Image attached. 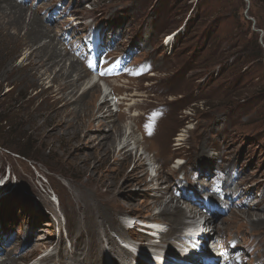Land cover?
Returning <instances> with one entry per match:
<instances>
[{
	"label": "rangeland",
	"instance_id": "1",
	"mask_svg": "<svg viewBox=\"0 0 264 264\" xmlns=\"http://www.w3.org/2000/svg\"><path fill=\"white\" fill-rule=\"evenodd\" d=\"M0 8V29L24 11L43 36L34 47L49 43L65 52L63 70L74 62L84 71L78 96L88 82L99 88L93 105L81 95L83 105L66 109L61 80L51 81L60 66L29 74L31 47L0 34V264H60L76 250V200L101 204L106 190L120 199L112 210L122 223L163 219L165 204L152 198L168 187L169 199V184L182 208L195 207L190 217L206 218L202 247L219 254L212 264H264V3L0 0ZM94 106L103 108L91 119ZM110 112L124 133L97 160L96 135L109 132L99 116ZM126 144L128 160L119 153ZM124 227L123 237L107 226L101 264L138 260L124 240L145 237ZM108 237L126 253L115 254Z\"/></svg>",
	"mask_w": 264,
	"mask_h": 264
},
{
	"label": "bare ground",
	"instance_id": "2",
	"mask_svg": "<svg viewBox=\"0 0 264 264\" xmlns=\"http://www.w3.org/2000/svg\"><path fill=\"white\" fill-rule=\"evenodd\" d=\"M14 4L15 3H13V5ZM15 6H17V5H15ZM6 9L8 11L7 7H6ZM0 10H1V8H0ZM25 16H26V13L24 11L15 12L13 14V16L4 25L2 24L3 27L1 26L2 28L0 29V34H1V38H2L1 41L3 43H5V41L7 43L17 41V43L21 42L22 45L27 44V46L31 47V51L28 55V59L30 60V64H31L32 69L30 68V71H28L29 74H36L37 76L40 75V77H41L42 75L47 74V72H49L51 69H53V67H55V69H56V66H60L58 71H56L54 74L52 73L53 76L51 77L52 78L51 81L61 80L59 83L60 99H61V101H63V100L65 101L63 106L67 104L65 107L66 109H68L67 107H71V106H73V109H74V106H77L79 103H81L83 105L84 103H83V99L81 98L82 97L81 95H83L86 102L93 105L94 98H95L94 96L98 95V91H99L98 86L94 85V84L89 85L91 82H88L87 85L84 87L83 92L80 94L81 97L78 96L79 91H80V89L84 83V82L79 81L80 78L83 76L82 72H84V71H82V69L79 68L74 62L73 63L71 62V65L69 64L70 65L69 71H68V69L63 70L62 63H64L65 60H67V59H65V54H64L65 52L63 53L62 51L57 50L56 47L50 46L49 43H44L43 45H41V47L40 46L34 47L35 45H37L39 43V41H41V38L43 36H42L41 32L35 31V28L33 26V24H34L33 21L26 23V17ZM10 28L15 29L13 36H11V34L9 33ZM23 31H24V33H22ZM33 70H35V71H33ZM37 73H40V74H37ZM95 108H97V106H94V108L92 110L91 119L94 117L96 118L98 112L100 110H102L103 107L99 106L98 110L96 112H95ZM64 113H65V111H64ZM59 114H60V112H59ZM77 114H78V112H77ZM78 117H79V114H78ZM99 118H100L99 121L101 123H103L104 126H109V128H108L109 132H107V133L103 132L99 135H96L97 137L95 136L98 140L97 144L95 145V149L97 150V148H99V152H101L97 155V158H98L97 160H106L108 158V156L110 155V153L114 152V149L116 148V146H115L116 142L119 138H121V135H123V133H124L123 129L124 128H123L121 123L113 120L111 112L109 114L99 116ZM70 125L72 127V123ZM140 127H141V130L145 131V127L139 126V129H140ZM133 131L136 132L137 130L134 129ZM92 139H93V137L88 136V135L85 138L86 142H90ZM127 144L123 148L120 149L119 153L121 152L123 157H125L128 160V158L130 159V156L128 155V152L126 151V148L128 146ZM123 150H125L124 153H122ZM142 163H143V158H142V155H140L137 159L136 165L142 166ZM96 165L97 164H95L94 166H96ZM168 186L171 189V195L169 196V199H167L165 202L163 201L164 194H166V192H168V187H166V189H165L166 191H164L162 188L161 189L158 188L159 190H157L155 192L152 199L154 200V203H164L165 204V205H163L164 209L162 211V214H163V219L165 221H167L169 224H171V229L169 231L171 234V233L176 231V225H178V222L180 221V219H183L184 217H190L192 215V213L195 212V207L189 206V208H190L189 210H187L185 207L182 208V205H180V202L181 203H184V202L180 201L181 199L178 197L177 189L175 187H173V184H169ZM104 193L105 194H100V196H101L100 199L102 200L101 204L95 203L93 201L92 202H86V201L82 202L80 199L76 200L77 216H76L75 222H74L76 227L74 229L70 230V232H73V235L71 234V236L75 240L74 242L76 244V250L70 255L65 254L68 257L65 256L64 259H62L60 261V264H68L69 262L71 264H101L100 263L101 258H102V249L100 248L101 238H102L103 234L107 235V233H108L107 226L116 229L117 232H119V234L123 237L126 236L127 234H130L129 230H125V227H124L125 223L124 222L122 223L118 219V217L115 215V212L112 210L113 204L121 205L120 199L110 190H106V192H104ZM127 197L133 198V195L127 194ZM175 199H177L176 202H175ZM186 206H187V204H186ZM255 211H256V209H255ZM242 212H243V209H242ZM140 222L143 224H148V222H144V221H140ZM258 222H261V221H258ZM208 223L211 224L212 226H214L212 221L208 220ZM134 225H137V224L134 223ZM209 227H210V225H209ZM216 227H214V228L216 229L217 232H219L221 229L219 230ZM141 228H143V227H141ZM130 229H133V228H130ZM205 235H206V232H205ZM108 238L110 241V245L113 247L112 251H114L115 254L120 253V255H124L126 253V251H122V250L118 249L116 242L111 237H108ZM207 238H208V235H207L206 239L202 240V243L204 246L207 244ZM127 250H129V249H127ZM61 256H64V254H62ZM67 258H68V261L66 260ZM142 258H145V257L142 256ZM218 258H219V256H218ZM51 259H52V256H50V255L42 258L43 261H50ZM146 261H147V259H146ZM14 262L13 261H5L2 264H14ZM213 262L214 261H212L210 263L212 264ZM128 264H132V262H129ZM203 264H206V260H203ZM227 264H236V262L232 261V262H229ZM259 264H263V262H259Z\"/></svg>",
	"mask_w": 264,
	"mask_h": 264
},
{
	"label": "clouds",
	"instance_id": "3",
	"mask_svg": "<svg viewBox=\"0 0 264 264\" xmlns=\"http://www.w3.org/2000/svg\"><path fill=\"white\" fill-rule=\"evenodd\" d=\"M182 31V30H181ZM173 33L171 36L172 39L177 35L179 32ZM2 214V208L0 210V215ZM125 225L130 229H136L140 235H143L145 238H142L140 236L139 238L136 236L131 237L129 241L124 240L123 246L135 253L134 249L138 250L140 253L136 254L138 260H132L134 261V264H142L141 260L139 259L140 255L146 253H154L156 249H162V251H166V247L172 245V236L174 233H180V227L177 231H175L173 234L166 235V232L171 228V224H169L167 221L163 219H155V218H142L140 216H135L133 218L126 217L124 218ZM133 221V222H132ZM140 221L148 222V224H143ZM136 223L137 225H134ZM143 228H141V227ZM203 239V238H202ZM201 239V241H202ZM167 244V246H165ZM4 247V246H3ZM2 245H0V254L2 253L3 249ZM208 247V246H206ZM109 248V246H108ZM4 253V249H3ZM150 256V255H149ZM218 259V258H217ZM214 257L211 256H205L204 258H201L197 256L196 260H192L193 264H203V260H206V264H211L212 261H217ZM105 264V263H104Z\"/></svg>",
	"mask_w": 264,
	"mask_h": 264
},
{
	"label": "trees",
	"instance_id": "4",
	"mask_svg": "<svg viewBox=\"0 0 264 264\" xmlns=\"http://www.w3.org/2000/svg\"><path fill=\"white\" fill-rule=\"evenodd\" d=\"M256 2H261V3H264V0H255ZM186 33H187V28H186ZM181 35H183V33L182 32H179L177 35H176V38H177V40L179 39V37L181 36ZM238 61H234V63H237ZM233 63V64H234ZM23 155H27V154H23ZM1 208H2V206H1Z\"/></svg>",
	"mask_w": 264,
	"mask_h": 264
},
{
	"label": "water",
	"instance_id": "5",
	"mask_svg": "<svg viewBox=\"0 0 264 264\" xmlns=\"http://www.w3.org/2000/svg\"><path fill=\"white\" fill-rule=\"evenodd\" d=\"M181 31V30H180Z\"/></svg>",
	"mask_w": 264,
	"mask_h": 264
}]
</instances>
